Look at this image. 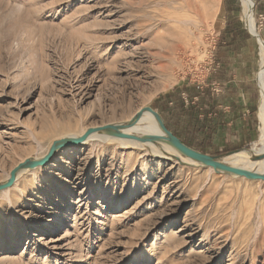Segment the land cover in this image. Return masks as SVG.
<instances>
[{"label":"rangeland","instance_id":"374dc122","mask_svg":"<svg viewBox=\"0 0 264 264\" xmlns=\"http://www.w3.org/2000/svg\"><path fill=\"white\" fill-rule=\"evenodd\" d=\"M212 4L203 16L185 0H0V183L54 141L145 107L221 161L264 155V0L259 36L242 0ZM239 81L259 92L253 139L224 148L207 105ZM35 169L0 190V264H264V180L95 139Z\"/></svg>","mask_w":264,"mask_h":264},{"label":"bare ground","instance_id":"6f19581e","mask_svg":"<svg viewBox=\"0 0 264 264\" xmlns=\"http://www.w3.org/2000/svg\"><path fill=\"white\" fill-rule=\"evenodd\" d=\"M186 7L190 11H194L196 15H205L209 16L211 12L214 9V4H212V0H196V2H193L192 0H185ZM243 8H244V20L246 22V25L250 28L249 30L251 31L254 30L256 31V25H255V18L253 14V6H254V0H242ZM192 16V15H191ZM190 21V19H186L185 23ZM183 25V24H182ZM185 25V24H184ZM184 29V28H183ZM252 32V31H251ZM256 34L259 36V34L256 31ZM257 36V37H258ZM259 40V39H258ZM260 49L261 53L263 56L262 60V69L264 67V40L260 38ZM261 69V71H262ZM260 71V72H261ZM261 86H262V91H263V99L260 105V130H261V141L264 143V71L261 74ZM134 117H132L130 120H132ZM129 120V121H130ZM129 121H125V123L121 124H127ZM99 127V126H97ZM87 129H82L79 132L75 133H70L66 135L63 138H76L82 136ZM122 132L132 135V136H138V137H143L145 135H155V134H163V131L161 129V125L157 118L149 111H145L144 114L137 119V121L129 126V127H124L121 129ZM61 138V139H63ZM59 139V140H61ZM97 140L98 142H114L118 141L120 144H123L128 147H134L139 150H144V151H150L155 155L158 156H166L167 158H172V159H179L183 162L190 163V164H195V165H200L202 164L201 162L194 160L184 153H182L180 150H178L175 146L171 145L170 143L167 142V140H160V141H148V140H139L136 138H125V137H118L114 136L107 131L104 130H99L96 131L92 134H90L81 144H86L90 142L91 140ZM259 149V148H255ZM59 149L56 150V152ZM262 149L257 150V152L262 151ZM48 152V151H47ZM42 155L45 156L47 154ZM41 156L39 158H31V159H40L42 158ZM261 157H264V155L261 156H251V153L249 151H244V152H238L232 155H229L225 157V159H222L224 161H220L233 167L237 168H242L247 170L248 168H251L252 172L259 173V174H264V159L258 160ZM44 166V165H43ZM35 168H42V166H38ZM35 168H29L25 167L20 169L17 172L16 175V180H15V185H17V182L20 178L21 175L28 173V172H35ZM211 169H214L210 167ZM250 171V170H249ZM236 175V174H235ZM240 176V175H237ZM8 180V179H7ZM6 180V181H7ZM4 181V182H6ZM2 191V190H1ZM10 191V189H3V193L7 194Z\"/></svg>","mask_w":264,"mask_h":264},{"label":"crops","instance_id":"0c3cea01","mask_svg":"<svg viewBox=\"0 0 264 264\" xmlns=\"http://www.w3.org/2000/svg\"><path fill=\"white\" fill-rule=\"evenodd\" d=\"M258 88L252 83L239 81L222 88V93L207 105L208 120L224 148H238L253 139L252 119L258 103ZM263 99L261 87L260 105ZM258 108V119L259 110ZM213 115V116H212Z\"/></svg>","mask_w":264,"mask_h":264},{"label":"water","instance_id":"95a60500","mask_svg":"<svg viewBox=\"0 0 264 264\" xmlns=\"http://www.w3.org/2000/svg\"><path fill=\"white\" fill-rule=\"evenodd\" d=\"M145 111L151 112L159 121L161 125V129L163 131V134H155V135H145L143 137H138V136H132L129 134H126L121 131L122 128L124 127H129L133 125L137 119H139ZM99 130H104L107 131L108 133L118 136V137H125V138H136L139 140H148V141H160V140H167L171 143V145L175 146L178 150H180L182 153L187 155L188 157L197 160L201 162L202 164L212 167L215 170H223L226 172H230L236 175L240 176H245L250 179H261L264 180V174H259L255 173L249 170H245L242 168H237L233 166H229L223 162H221L219 159H217L215 156L200 152L198 150L193 149L192 147L188 146L185 144L178 136H176L169 128L166 126L163 118L161 115L155 111L152 107H145L142 108L137 112V114L134 116L132 120L129 121L127 124H107L104 126H99V127H91L86 130V132L76 138H63L61 140H56L53 142L51 145L49 151L45 156H43L40 159H26L25 161L19 163L11 172L8 180L6 182L0 183V190L6 189L11 187L16 180V175L17 172L25 167L29 168H35L38 166H43L46 165L51 161L53 158V155L55 154L57 149L63 148V147H68L71 145H78L81 144L90 134L99 131Z\"/></svg>","mask_w":264,"mask_h":264}]
</instances>
